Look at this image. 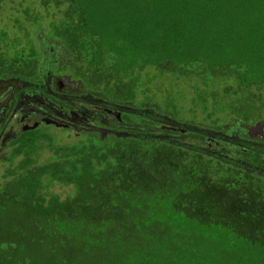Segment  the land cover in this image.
<instances>
[{
	"label": "trees",
	"instance_id": "1",
	"mask_svg": "<svg viewBox=\"0 0 264 264\" xmlns=\"http://www.w3.org/2000/svg\"><path fill=\"white\" fill-rule=\"evenodd\" d=\"M20 1L56 19L44 28L26 8L21 37L0 29V80L39 85L50 67L85 95L142 108L152 104L136 100L143 70L196 78L211 120L199 125L264 145V0ZM156 108L163 120L123 113L118 123L141 128L120 137L82 132L58 145L39 127L10 142L0 264H264V148L228 149Z\"/></svg>",
	"mask_w": 264,
	"mask_h": 264
},
{
	"label": "rangeland",
	"instance_id": "2",
	"mask_svg": "<svg viewBox=\"0 0 264 264\" xmlns=\"http://www.w3.org/2000/svg\"><path fill=\"white\" fill-rule=\"evenodd\" d=\"M26 8H29L31 18L34 14H39L42 19L45 18L42 21L44 28H48L49 23L56 19V17H52V10H49V12H52L48 13L44 11L42 7H39L36 2L8 0L3 6H0V29H5L10 39H14L17 36L21 37L24 34L23 29L30 25V22L27 21L28 17L23 14ZM16 20H19L21 23V29L18 23H16ZM43 40H45V38H43ZM43 72L42 84L39 85H31L30 83L21 82L17 79L0 81V124L1 121H6L0 137V160L8 156L12 151V147L10 146L2 150L4 136L6 138L11 137L14 132L19 133L40 127L42 131L48 132L51 136L53 135L52 137L58 145H68L75 141L76 137L82 132H96L101 138L110 134L120 137L125 135L126 131L129 129L133 130L137 128L138 130L141 128L138 123H117L111 116L104 113V110L108 107V110L118 112L120 115L125 113L133 116L138 115L150 118L151 115L155 114L162 119L159 113L154 112L155 108L158 106L162 111H167L174 115L175 120L173 121L175 122L169 123L168 126L181 127L184 130L183 132L190 131L205 134L208 139L210 137L218 142H223L228 149H232L233 146H237L238 148L242 146L248 150L253 149V147L264 148V145L257 141L242 140L238 129L231 130L229 133L224 132L227 124L223 126V130H221V128H219V130L213 129L212 127L206 129V127L199 125V123H203L202 121H205L203 124H208L211 120H206V113L203 112L206 104L194 99L199 96L194 86L197 83L196 78L189 80L186 77L174 76L173 73H169L168 75L164 73L156 75V71L153 69H149L148 71L143 70L141 72L143 77L137 89L142 91L138 92L139 96L136 100H139L141 97L144 98L143 101L147 100V102L150 101L152 104L137 108L131 104L118 106L115 104L109 105L99 97L93 98L85 95L82 90L74 94L71 92V94H69L60 92L59 90H53L54 86H52L53 84L50 78L52 70L50 67H46ZM147 73L148 75H146ZM154 75L156 78L152 79ZM148 79H151V81H148ZM22 86H37L40 90H16V88ZM145 88L148 90H144ZM212 88L214 90H222V82L214 83ZM33 91L36 92L33 93ZM13 94H16L14 98L12 97ZM219 94L221 93H218V95ZM9 101H12V104L14 101V106L9 107ZM222 101H225V99H222ZM70 105L78 107V111H80L81 114H75L80 115L79 117L65 110V108ZM207 106L208 111L211 112L213 109L211 99L207 102ZM156 110L158 109L156 108ZM241 110L243 111L245 109ZM4 115L5 118L3 117ZM22 116L31 119L30 122H22L24 119L21 118ZM215 117L216 114H213L212 119ZM223 119L225 120L224 117ZM253 119H256L255 114L252 115V120ZM86 120L89 122L86 123ZM192 122L195 124H190ZM256 135L257 133H253L252 136L255 137ZM167 138L173 139L171 136H167ZM191 142V140H187L185 145L187 146L191 144ZM213 149L212 152L214 154H219L221 157L238 161L232 155L228 157L221 149ZM51 155L52 153L48 148L43 149L39 157L40 162H45ZM262 155L264 158V152ZM7 166L8 163L0 164V183L2 182V175ZM50 191L59 195L61 198H65L70 195L71 187L55 185L51 187Z\"/></svg>",
	"mask_w": 264,
	"mask_h": 264
},
{
	"label": "flooded vegetation",
	"instance_id": "3",
	"mask_svg": "<svg viewBox=\"0 0 264 264\" xmlns=\"http://www.w3.org/2000/svg\"><path fill=\"white\" fill-rule=\"evenodd\" d=\"M50 78H51V81H52V84H53L52 86H54L53 87V90H59L60 92H63V93L65 92V93H69V94H71V93L74 94V93H77L79 90H84L83 87L81 86L80 82L77 81V80H73L70 76H60L59 77V76H56V75L51 74L50 75ZM31 85H36V84H31ZM16 90H40V89L37 88V86H34V87H31V86L30 87L29 86L23 87L22 86V87L16 88ZM35 92L36 91H33V93H35ZM15 96H16V94L15 95L14 94L12 95L13 98ZM14 103H15L14 101H13V104H12V101H9V105L8 106L9 107H12V106H14ZM65 110L68 113H70V114H75V113H80L81 114V112L78 111V107L77 106H74V105H70V106L66 107ZM112 112H115V111H112ZM104 113L106 115H108V116H111L117 123L121 121V120L120 121L116 120L115 116L113 114H108L107 111L104 112ZM79 116L80 115H77L76 117H79ZM121 116H122V114H121ZM121 116H120V118H121ZM3 117L5 118V115ZM21 118L22 119L24 118L22 120V122H27V123L30 122V120H31V119H28L26 116H22ZM85 122L88 123L89 121L86 120ZM5 123H6L5 120L4 121H1V124H0V137L2 135L1 134L2 131L4 130ZM19 134H20V132L19 133L18 132H14L11 137L6 138L4 136V141L2 143V150L4 148H6L7 146H9L10 142L12 140H14L15 138H17V136Z\"/></svg>",
	"mask_w": 264,
	"mask_h": 264
},
{
	"label": "water",
	"instance_id": "4",
	"mask_svg": "<svg viewBox=\"0 0 264 264\" xmlns=\"http://www.w3.org/2000/svg\"><path fill=\"white\" fill-rule=\"evenodd\" d=\"M107 111V113L108 114H113L114 116H115V118L118 120V121H120L121 120V118H120V113H118V112H112V111H110V110H106ZM74 116H77L76 114H74Z\"/></svg>",
	"mask_w": 264,
	"mask_h": 264
}]
</instances>
